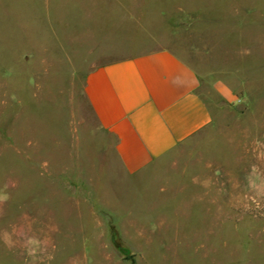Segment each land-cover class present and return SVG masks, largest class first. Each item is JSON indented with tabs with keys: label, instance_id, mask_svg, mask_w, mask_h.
<instances>
[{
	"label": "rangeland",
	"instance_id": "obj_1",
	"mask_svg": "<svg viewBox=\"0 0 264 264\" xmlns=\"http://www.w3.org/2000/svg\"><path fill=\"white\" fill-rule=\"evenodd\" d=\"M161 47L212 120L129 174L85 76ZM0 264H264V0H0Z\"/></svg>",
	"mask_w": 264,
	"mask_h": 264
},
{
	"label": "crops",
	"instance_id": "obj_2",
	"mask_svg": "<svg viewBox=\"0 0 264 264\" xmlns=\"http://www.w3.org/2000/svg\"><path fill=\"white\" fill-rule=\"evenodd\" d=\"M199 88L198 72L166 47L94 65L84 81L87 101L99 125L115 136L129 174L149 168L211 122Z\"/></svg>",
	"mask_w": 264,
	"mask_h": 264
},
{
	"label": "trees",
	"instance_id": "obj_3",
	"mask_svg": "<svg viewBox=\"0 0 264 264\" xmlns=\"http://www.w3.org/2000/svg\"><path fill=\"white\" fill-rule=\"evenodd\" d=\"M120 249L124 250L123 248H120Z\"/></svg>",
	"mask_w": 264,
	"mask_h": 264
}]
</instances>
